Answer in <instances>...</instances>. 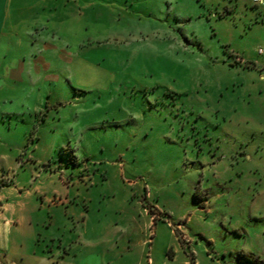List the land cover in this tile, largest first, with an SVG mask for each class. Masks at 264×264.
Segmentation results:
<instances>
[{"label": "rangeland", "instance_id": "rangeland-1", "mask_svg": "<svg viewBox=\"0 0 264 264\" xmlns=\"http://www.w3.org/2000/svg\"><path fill=\"white\" fill-rule=\"evenodd\" d=\"M48 3L0 34V186L60 204L50 264H264V5Z\"/></svg>", "mask_w": 264, "mask_h": 264}, {"label": "crops", "instance_id": "crops-1", "mask_svg": "<svg viewBox=\"0 0 264 264\" xmlns=\"http://www.w3.org/2000/svg\"><path fill=\"white\" fill-rule=\"evenodd\" d=\"M46 4H49L48 0H25L18 1L13 6V0H0V34L8 25L16 23L15 8L23 10L28 8L30 11L35 10L36 15H40L42 14L41 6H46ZM55 4L57 3L53 2V5ZM37 20L38 18L35 22ZM23 165V162H18L16 171L3 176L6 177L8 183L0 186V264H50L51 260L46 256L44 246L38 241V236L42 234L41 225L45 222L48 213L56 212L54 210H58L56 207H60V204L55 201L46 206L48 188L44 185V180L41 176L38 179L31 177L28 181H26L27 178L22 179L20 176L27 175L20 171ZM58 183H60L59 189L65 191L66 188V192L70 193V188H67L64 179H59ZM53 193L60 194L57 189H54ZM155 217L151 216L147 223V228L151 232H149L150 237L141 242L144 248L152 241L155 242L152 238L158 234L159 223H157L158 218ZM154 225L155 231H153ZM178 227L182 229L181 224ZM177 228H174V231L171 230V233L177 234ZM183 231H187L192 239L191 245L195 244L196 239L189 233V230L185 227ZM191 262L200 264L195 260V256ZM148 264H151V259ZM184 264H189V261L185 260Z\"/></svg>", "mask_w": 264, "mask_h": 264}, {"label": "built area", "instance_id": "built-area-1", "mask_svg": "<svg viewBox=\"0 0 264 264\" xmlns=\"http://www.w3.org/2000/svg\"><path fill=\"white\" fill-rule=\"evenodd\" d=\"M256 2H260L264 5V1L263 0H255Z\"/></svg>", "mask_w": 264, "mask_h": 264}, {"label": "trees", "instance_id": "trees-1", "mask_svg": "<svg viewBox=\"0 0 264 264\" xmlns=\"http://www.w3.org/2000/svg\"><path fill=\"white\" fill-rule=\"evenodd\" d=\"M176 231H177V230H176ZM190 254H191V253H190ZM191 255H192V254H191ZM193 259H194V258H193V256H192V261H193Z\"/></svg>", "mask_w": 264, "mask_h": 264}]
</instances>
